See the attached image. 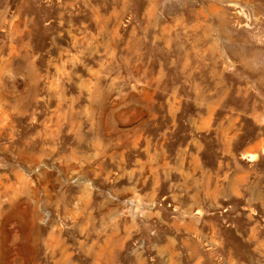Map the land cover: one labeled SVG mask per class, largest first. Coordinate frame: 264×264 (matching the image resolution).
<instances>
[{
    "label": "rangeland",
    "instance_id": "obj_1",
    "mask_svg": "<svg viewBox=\"0 0 264 264\" xmlns=\"http://www.w3.org/2000/svg\"><path fill=\"white\" fill-rule=\"evenodd\" d=\"M0 264H264V0H0Z\"/></svg>",
    "mask_w": 264,
    "mask_h": 264
},
{
    "label": "water",
    "instance_id": "obj_2",
    "mask_svg": "<svg viewBox=\"0 0 264 264\" xmlns=\"http://www.w3.org/2000/svg\"><path fill=\"white\" fill-rule=\"evenodd\" d=\"M140 205H141V203H140L139 199H137V201H136V207L138 208Z\"/></svg>",
    "mask_w": 264,
    "mask_h": 264
}]
</instances>
